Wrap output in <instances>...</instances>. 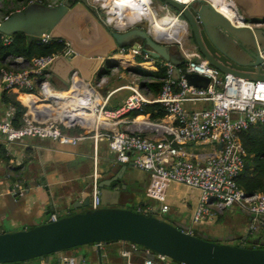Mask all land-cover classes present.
<instances>
[{
  "label": "built area",
  "instance_id": "1",
  "mask_svg": "<svg viewBox=\"0 0 264 264\" xmlns=\"http://www.w3.org/2000/svg\"><path fill=\"white\" fill-rule=\"evenodd\" d=\"M193 0L186 2L188 4ZM230 1V0H228ZM82 2L95 13L110 30H125L138 23L122 26L126 17L120 15V8L124 0H82ZM153 7V1L148 0ZM231 2V1H230ZM40 3V0H29L28 5ZM133 0L130 5L132 13H146L145 6L136 5ZM51 6V5H48ZM166 16H171L169 8L160 6ZM162 12V11H159ZM239 20L232 22L239 27L253 28L236 11ZM131 14V13H130ZM157 16V11H155ZM141 15V14H140ZM0 16V21L8 18ZM181 20L180 15L175 16ZM160 18V17H159ZM147 22L139 20V23ZM148 32L158 42L170 46L178 45L182 51L186 63L178 69L179 78L175 80L173 67L170 63L160 59H154L145 54L141 49L120 48L115 54L126 56H140L144 64L151 67L157 66L163 69L164 77L158 95L149 100L147 88H130L131 94L122 105L115 110H108L107 98H102L98 87L105 83L102 76L97 82L83 83L77 71L73 70L69 75V86L65 91L57 90L51 83L50 65L58 55L69 51V44L63 40L51 39L43 36L42 44L56 41L62 45L59 54L34 57L26 60L20 56L8 55L4 64L8 68L0 67L1 91H17L24 96H37L45 104L36 113H23L16 121V110L13 107L3 120H0V137L11 143L23 138H48L60 144L75 145L86 138L94 141L105 140L109 150L114 154L117 162L127 164L132 162L134 168L149 174L150 179L145 187V196L154 202L163 203L165 191L170 183H178L200 191L198 204L193 214V222L197 223L207 218L221 214L225 209L238 207L248 212L252 218L250 231L264 228V194H245L237 185V178L245 167L241 154V146L236 137V132L246 130L253 125L264 124V82L250 81L223 75L217 69L211 67L207 61L198 54H189L183 50L181 39L179 41H161ZM4 45L12 43V36L2 35ZM174 43V44H173ZM264 60V56L262 57ZM186 73H195L209 80L205 89L188 85L184 79ZM144 77L140 85L152 83ZM143 92H142V91ZM72 103L71 108L66 109ZM206 103L207 107L187 109V104ZM146 104H159L166 112V118L172 119V125L154 123L149 120H138L141 117L127 120L124 123L130 125L140 124L159 128L169 136L156 139H147L138 135L128 134L113 130L116 120H122L131 111H142ZM27 107H31L27 105ZM72 111H78L80 115H91V120L80 122L77 118L69 117ZM60 113L64 118L59 117ZM100 117L103 120H99ZM83 123L84 125H82ZM60 126L65 128L79 127L84 131L77 136H69L61 132ZM217 144H221V150H217ZM187 145L213 147V154L201 161H192L184 151ZM99 176L95 171L91 176L90 202L88 208L95 211L100 208V190L98 187ZM14 194L21 195L19 188ZM153 209L150 206L137 208L136 213L149 216ZM160 211L165 213L168 206L162 204ZM56 215H52L50 222L57 221ZM261 221V222H260ZM188 234L192 235L191 232ZM128 243V247L121 250L120 254L129 264L132 256L139 252L143 256L142 264H168L169 258L153 254L149 249L134 243ZM104 243L94 244L100 248ZM153 256V257H152ZM172 261V260H171ZM42 264H50L43 262ZM61 264H76L74 258H63ZM90 264V263H82ZM184 264V263H179Z\"/></svg>",
  "mask_w": 264,
  "mask_h": 264
},
{
  "label": "water",
  "instance_id": "2",
  "mask_svg": "<svg viewBox=\"0 0 264 264\" xmlns=\"http://www.w3.org/2000/svg\"><path fill=\"white\" fill-rule=\"evenodd\" d=\"M158 1L172 14L180 15L193 40L194 50L211 67L223 75L264 82V0H230L244 22L251 23L253 28L236 26L216 12L208 0H193L187 5L176 0ZM146 26V23H138L123 31L110 30L82 0H63L57 6L32 3L11 13L0 21V34L22 33L29 44L40 42L44 35L67 42L69 51L56 56L50 65V72L65 88L69 86L73 70L78 72L83 83L99 80L104 74L99 70L103 62L118 49L129 47L170 63L172 77L177 80L178 69L186 63L180 47L158 42ZM184 79L197 88L205 89L209 84L207 78L195 73H186ZM217 150H221V144H217ZM121 178L122 175L112 173L110 178L98 183L100 208L95 211L88 208L84 213L68 212L64 217L59 215L55 222L36 224L29 230L0 231V264L44 260L58 252L114 241L137 244L177 263L264 264V238L253 242V247L245 246L252 222L248 212L242 214L247 219L243 226L247 234L238 245L233 244V238L190 235L189 228L177 222L114 207L123 191L127 200L136 194ZM46 190L49 197H56L60 204L67 203V197L54 188ZM83 191L88 196L73 209L89 206L90 186ZM109 195L116 199L115 203L104 201ZM13 197L19 200L20 196L13 194ZM83 260L81 258L78 264Z\"/></svg>",
  "mask_w": 264,
  "mask_h": 264
},
{
  "label": "crops",
  "instance_id": "3",
  "mask_svg": "<svg viewBox=\"0 0 264 264\" xmlns=\"http://www.w3.org/2000/svg\"><path fill=\"white\" fill-rule=\"evenodd\" d=\"M19 1L22 4L24 0ZM40 1L44 5L57 6L63 0ZM24 5L26 7L28 2ZM24 5L14 11L0 13V16L4 17L13 12L21 11L25 8ZM159 11L164 10L159 7ZM171 16H175V14H171ZM181 44L183 45L182 49L189 54H198L194 48L189 46L185 48L184 41ZM138 59L142 61L140 62V69L137 67ZM0 67L8 68L4 64V60L0 62ZM99 70L104 72L103 76L106 80L104 84L98 87V91L102 98H107L106 108L108 110L118 109L131 94L129 89L138 88V83H142L144 78L140 71L152 72L149 64H144L140 56L130 54L126 56L111 55L108 60L103 62ZM96 82L94 81V84ZM51 83L60 91H65L68 88H65L63 82L52 73ZM147 98L152 100L155 96L147 94ZM13 100H18L25 109L24 113L30 112L34 114L36 113L35 111L45 106L37 96H24L14 90L1 91L0 89V120L6 117L10 107L14 108L11 105ZM69 104L66 109L71 108L72 103L69 102ZM27 105L31 107H27ZM207 106L208 104L206 103L186 105L187 109ZM64 115L60 113L59 117L64 118ZM69 117L77 118L80 122H83V119L89 122L92 118L91 115L83 116L78 111L72 110ZM140 117L138 120H149L157 124L171 123L172 125V119L170 120L166 117L155 120L151 119L149 115ZM127 120H132V118L126 115L122 120H116L117 123L114 125L113 130L156 140L169 136L159 128H151L150 126L137 123L134 125L124 123ZM81 124L84 125L83 123ZM60 129L63 134L65 133L69 136H77L84 133L82 129L76 127L65 128L60 126ZM184 151H186L192 161H201L213 154V147L208 145H187L184 147ZM123 167H125V171ZM95 171L99 176V182L110 178L112 173L122 175L121 179L126 182L127 188L136 192L134 197L127 200L123 191L117 204L114 205L116 208L136 212L138 207L145 208L150 206L153 209L150 215H156L165 221L177 222L186 226L189 228L187 232H191L194 236L202 235L207 236L209 239L233 238L234 245L241 243L247 234L246 228H243L247 224V219L242 215L245 212L235 206L225 209L217 216L197 223L193 222V214L198 204L200 191L182 184L170 183L168 185L162 203L168 206V211L165 213L161 212L160 206L162 204L154 201L150 202L145 196V187L150 179L149 174L134 168L132 162L127 164L117 162L114 154L109 150L108 142L105 140L94 141L92 138H86L75 145H70L60 144L48 138L33 137L23 138L20 141L11 143L0 137V231L18 232L29 230L36 224L42 225L48 222L52 215H56L58 218L59 215L64 217L68 212L72 214L84 213L88 210V207L73 209V206H78L85 201L88 194L83 191V188L90 186L91 176ZM16 187H20L18 190L21 192L19 200L13 197ZM48 188H54L59 194L66 196L67 203L63 205L57 201L56 197H49L46 190ZM104 201L115 203L116 199L109 195ZM251 217L253 218V216ZM260 220L264 222V217H261ZM248 230L250 233L247 242L250 245H253V242L258 238H264V228H260L257 232L250 231V227ZM229 234L232 235L230 236ZM127 247V242L119 241L104 243L100 248H97L94 244H89L51 254L44 260L34 259L16 264H42L43 262L61 264L63 258L69 257L74 258L76 264L79 263L81 258H84V260L80 264H129L120 254L121 250ZM142 262L143 256L137 252L132 256V263L130 264H142ZM168 264L179 263L170 260Z\"/></svg>",
  "mask_w": 264,
  "mask_h": 264
},
{
  "label": "trees",
  "instance_id": "4",
  "mask_svg": "<svg viewBox=\"0 0 264 264\" xmlns=\"http://www.w3.org/2000/svg\"><path fill=\"white\" fill-rule=\"evenodd\" d=\"M12 39L11 44L4 45L2 34H0V62L8 55L20 56L26 60H31L34 57L59 54L63 49L62 45L56 41H51L48 44L40 42L29 44L26 36L22 33L13 35ZM137 61L139 62L137 67L140 69V62L142 61H139V59ZM149 67L152 72H140L144 77L151 79L153 82L145 85L142 84L141 86L147 88L148 92L146 94H153L156 97L161 86L159 80L164 77V71L157 66H155L156 69L151 66ZM11 105L16 110V121H18L20 116L25 112V109L20 105L18 100L11 101ZM127 115L132 119L149 115L151 119L155 120L162 119L167 114L159 104H146L142 111H131ZM235 135L240 143L241 154L245 163L243 172L237 178V185L247 195L255 193L264 194V124L250 126L246 130L237 131Z\"/></svg>",
  "mask_w": 264,
  "mask_h": 264
},
{
  "label": "bare ground",
  "instance_id": "5",
  "mask_svg": "<svg viewBox=\"0 0 264 264\" xmlns=\"http://www.w3.org/2000/svg\"><path fill=\"white\" fill-rule=\"evenodd\" d=\"M117 1V0H116ZM138 3L136 5L145 6L147 11L146 13H132L130 10V5L133 3V0H124L121 8L120 15L125 13L126 22L120 24V26L126 24L139 23V20H146L150 24V33L158 40L161 41H179L184 33L186 34L187 29L185 24L177 20L172 16H163L161 18L157 17L155 14V10L149 5L148 0H137ZM153 1V0H152ZM179 3H186L191 0H176ZM211 6L215 9L216 12L223 15L230 22L238 21V15L236 9L232 2L228 0H208ZM131 13V14H130ZM185 36V35H184ZM183 42V41H182ZM99 120H103L100 117Z\"/></svg>",
  "mask_w": 264,
  "mask_h": 264
},
{
  "label": "rangeland",
  "instance_id": "6",
  "mask_svg": "<svg viewBox=\"0 0 264 264\" xmlns=\"http://www.w3.org/2000/svg\"><path fill=\"white\" fill-rule=\"evenodd\" d=\"M22 1V0H21ZM28 2L29 0H24L23 3L21 4V2L19 0H0V13H5V12H11V11H14L15 9H18L20 7H23L24 4H26V2ZM153 6H154V10L157 11V17H163V16H166L165 14V11H162V12H158V8L160 6H163V4H161L158 0H153ZM170 11V10H169ZM165 13V14H164ZM171 13V12H170ZM172 14V13H171ZM122 18L123 16H125V13L124 14H121ZM239 20V18H238ZM142 23H146V22H142ZM141 23V24H142ZM147 26L146 28L148 29V23H146ZM150 29V27H149ZM185 35V36H184ZM183 37L181 38V43H183L182 41H184V47L186 48L187 46H189L190 48H194L192 44L189 43V35L184 33ZM187 37V38H186ZM174 44V43H173ZM139 84V88H142L140 83ZM142 91V90H141ZM143 92V91H142ZM76 128H79V127H76ZM69 133V131H68ZM151 202V201H150ZM245 246L246 247H253V245H250L249 242H246L245 243Z\"/></svg>",
  "mask_w": 264,
  "mask_h": 264
},
{
  "label": "flooded vegetation",
  "instance_id": "7",
  "mask_svg": "<svg viewBox=\"0 0 264 264\" xmlns=\"http://www.w3.org/2000/svg\"><path fill=\"white\" fill-rule=\"evenodd\" d=\"M234 12H236V11H234ZM258 21H259V20H258ZM259 22H260V21H259ZM250 24H251V23H250ZM251 25H252V24H251ZM188 40H189V43L193 45V40L191 39V36H190V35H189V39H188Z\"/></svg>",
  "mask_w": 264,
  "mask_h": 264
}]
</instances>
